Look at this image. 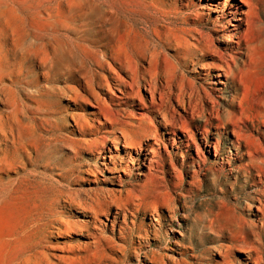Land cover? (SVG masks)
Wrapping results in <instances>:
<instances>
[{
	"label": "rangeland",
	"instance_id": "obj_1",
	"mask_svg": "<svg viewBox=\"0 0 264 264\" xmlns=\"http://www.w3.org/2000/svg\"><path fill=\"white\" fill-rule=\"evenodd\" d=\"M75 1L0 0V50L6 59L0 76V264H254L253 258L264 264V218L257 211L258 200L264 201V126L238 121L249 136L238 144L226 121L229 91L240 92L241 86L231 81L223 92L213 84L216 79H205L209 88L221 91L216 96L224 114L209 127L211 147L202 150L200 159L194 147L167 142L158 150L155 170L149 172L148 162L137 160L127 173L109 172L108 149L124 148L110 137L105 155L85 151L81 139L88 137L76 132L74 104L58 90L71 84L66 81L80 64L79 53L55 59L47 74L40 70L41 45L52 49L46 36L56 30L62 33L58 36L75 37L68 32L73 18L87 12L86 0ZM261 10L252 34L257 63L246 81L250 97L245 107L246 114L264 116V0ZM49 15L58 21L53 30L44 21ZM89 18L97 26L84 37L99 53L105 44H95L103 37L98 35L101 15ZM229 23L230 16L223 22L226 35L236 40ZM133 27L130 46L143 47L150 31L141 21ZM109 84L118 94L115 82ZM139 93L148 97L143 88ZM12 105L20 113V126L8 122ZM83 106L77 113L93 124L92 107ZM120 198L132 204L129 210L118 208Z\"/></svg>",
	"mask_w": 264,
	"mask_h": 264
},
{
	"label": "bare ground",
	"instance_id": "obj_2",
	"mask_svg": "<svg viewBox=\"0 0 264 264\" xmlns=\"http://www.w3.org/2000/svg\"><path fill=\"white\" fill-rule=\"evenodd\" d=\"M238 1L208 0L205 4H197L196 0H86L83 9L87 12H81L73 18L72 26L69 29L66 27L69 34L75 37L58 36L62 33L57 35L56 30L55 34L46 36L44 40L53 43L51 50L45 44L41 45L40 70L45 72L43 74H47L44 70L55 59L79 53L80 64L66 81L71 84L65 83L58 90L67 92L74 104L72 118L77 127L76 132L82 138L88 137L81 139L83 149L92 154L105 155L108 149L106 141L112 137L114 142L124 148L114 153L111 148L108 149V170L112 173L115 171V174L127 173L130 165L134 166L137 160L147 161L149 172L155 170L158 150L161 145L166 147L167 142L174 146L184 143L187 149L194 147L199 157L203 149L211 147L209 127L215 122L220 123L224 114L220 97L216 96L221 91L206 85L211 83L205 79L211 77L214 81L216 79L214 85L224 87L223 92L228 91L226 86L231 81L241 86L240 92L236 88H229L233 96L226 110L227 115L231 116L226 121L233 126L232 133L238 144L243 138H249L244 135L243 128L237 125L238 121L256 120L264 126V116L257 112L246 114L245 107L250 97L246 81L257 63V47L252 38L254 22L260 17L263 0ZM215 13L217 17H214ZM98 14L101 15L98 35L102 34L103 37L95 44L105 41L99 47V53L92 51L91 48L98 47L86 44L84 37L89 28L96 24L89 15ZM228 16L233 33L231 36L235 37L236 33V40L226 35L227 28L223 22ZM44 21L53 28L58 23L51 15ZM139 21L149 29L151 40L145 41L143 47L133 49L130 39L136 35L133 25ZM60 40L65 41L70 48L62 47ZM168 51L174 53L170 56L167 55ZM5 65L6 59L1 49L0 76ZM85 69L87 73H84ZM110 82H115L116 92L120 95L113 91ZM141 88L148 97L139 93ZM83 103H88L93 109L90 111L94 117L93 124L88 122L87 117L77 113L84 107ZM262 104L264 107V102ZM11 108L10 120H7L20 126L22 122L18 108L15 105ZM199 119H202L203 124L197 123ZM219 123L215 127L223 128ZM193 128L202 136L204 146L196 142ZM11 139L16 140L15 137ZM99 142L100 145H97ZM96 145L98 147L94 149ZM213 148L216 156L217 143H214ZM255 153L261 155L262 150L256 148ZM251 163L257 162L251 160ZM122 201V198L116 201L118 208L129 210L132 204L124 205ZM258 203L257 211L264 218V201L258 200ZM136 206L143 207L142 204ZM92 209L94 212V207ZM137 210L135 208L131 213ZM252 260L254 264H260L257 259ZM223 262L227 263V259L224 258Z\"/></svg>",
	"mask_w": 264,
	"mask_h": 264
}]
</instances>
